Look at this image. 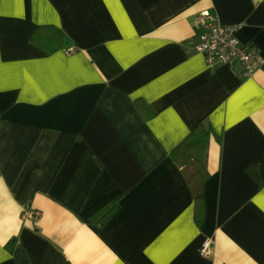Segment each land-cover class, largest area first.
<instances>
[{"label": "crops", "instance_id": "0c3cea01", "mask_svg": "<svg viewBox=\"0 0 264 264\" xmlns=\"http://www.w3.org/2000/svg\"><path fill=\"white\" fill-rule=\"evenodd\" d=\"M202 10L258 46L251 75L193 48ZM198 124L199 223L170 154ZM0 264H264V0H0Z\"/></svg>", "mask_w": 264, "mask_h": 264}, {"label": "trees", "instance_id": "16d2710c", "mask_svg": "<svg viewBox=\"0 0 264 264\" xmlns=\"http://www.w3.org/2000/svg\"><path fill=\"white\" fill-rule=\"evenodd\" d=\"M31 39L44 50L54 51L65 44L66 35L56 25L39 24L33 29ZM208 139L207 129L202 124H198L170 151L171 156L181 165L194 191L195 216L198 223L201 221L204 209L202 184L208 171L202 162V155L206 149ZM116 205L115 199L110 201L101 212L94 214V222L101 223L105 221L114 212Z\"/></svg>", "mask_w": 264, "mask_h": 264}, {"label": "built area", "instance_id": "2783aa9c", "mask_svg": "<svg viewBox=\"0 0 264 264\" xmlns=\"http://www.w3.org/2000/svg\"><path fill=\"white\" fill-rule=\"evenodd\" d=\"M196 22L199 26V34L193 48L204 55L207 63L237 61L241 66V73L246 76L251 75L261 65L258 46L254 43L240 42L236 33L240 24H224L207 12L197 15ZM27 214L35 216L37 213L28 210ZM211 249V239H205L200 246V253L211 254Z\"/></svg>", "mask_w": 264, "mask_h": 264}, {"label": "rangeland", "instance_id": "374dc122", "mask_svg": "<svg viewBox=\"0 0 264 264\" xmlns=\"http://www.w3.org/2000/svg\"><path fill=\"white\" fill-rule=\"evenodd\" d=\"M204 13V12H207V13H210L211 15H214V14H212L210 11H208V10H202V11H200V12H198L197 13V15H199L200 13ZM197 15H196V17H197ZM215 16V15H214ZM197 23V22H196ZM198 25V24H197Z\"/></svg>", "mask_w": 264, "mask_h": 264}]
</instances>
